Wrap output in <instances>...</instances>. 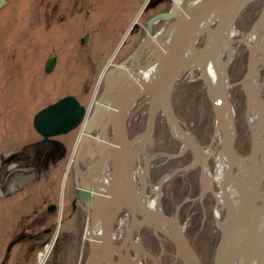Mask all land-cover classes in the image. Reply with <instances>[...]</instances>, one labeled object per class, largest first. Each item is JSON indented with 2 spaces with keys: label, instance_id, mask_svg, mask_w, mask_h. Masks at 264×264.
Masks as SVG:
<instances>
[{
  "label": "rangeland",
  "instance_id": "rangeland-1",
  "mask_svg": "<svg viewBox=\"0 0 264 264\" xmlns=\"http://www.w3.org/2000/svg\"><path fill=\"white\" fill-rule=\"evenodd\" d=\"M145 1L91 0L88 11L75 10L62 22H58V16L53 11V0H50V6L45 10L41 0L5 1L0 9V156L37 137L32 128V118L42 107L66 95H72L85 105L100 96L107 79L105 73L99 79L100 74L108 57H111L113 48L119 45L132 23L136 21L131 30L134 33L126 36L124 44L112 57L106 71L134 51L140 42V34L143 37L146 35L142 27L146 26L152 14L167 11L170 7V0H167L166 3L138 15ZM261 5V0H256L246 10L242 23L238 26V36L248 30ZM155 30L152 27L151 32ZM203 40L204 35L200 37L198 47ZM231 44L236 48V53L229 57L230 62L225 69L229 83L225 89V99L235 113L232 118L234 127L231 125L235 133L234 149L247 163L245 156L249 152L250 137L245 117L246 96L240 85L246 67L247 48L246 42L239 43L237 39L231 40ZM131 46L134 47L131 49ZM128 50H131L130 54ZM50 55L55 58L54 67L51 72L45 73L44 64ZM223 60L226 61L227 57ZM143 68L146 66H140L141 70ZM259 77L258 91L264 95V69L259 72ZM146 106V100L141 99L133 108L131 134L143 130L147 119ZM169 107L180 122L183 132L190 135L198 146H209L217 127V119L197 67L179 79ZM136 113L137 120L134 118ZM180 147L181 143L172 135V126L159 114L147 153L151 156H163L151 160L152 168L147 178L148 195L159 179L191 160L189 150L183 159L164 156ZM85 161L86 156L80 166L84 170L88 166ZM207 166L213 172L214 160L209 159ZM58 172L51 173L57 180L50 187L49 200H57L59 207L44 226L46 229L50 227L44 237V244L40 242L33 250H29L24 240H21L8 254L5 252L10 239L20 228L16 229L15 225L19 210L15 207L10 209L3 198H0V264H37L39 252L55 235L57 241L53 243L45 264H86L87 243L84 237L89 220L87 215L81 216L77 212L68 222L72 210L66 201L72 197L71 189L75 183L70 184V178L67 177V181L64 179L62 184L63 175ZM84 173L85 171L82 174ZM200 179L198 166L171 176L161 187L160 207L166 214L175 216L184 227L199 263L213 264L214 249L220 234L214 219L215 192L218 190L214 186L213 192L207 191L201 199H195L201 192ZM39 183L36 180L24 185V216H31V202L37 201V198L33 196V199H28V194ZM225 215L226 211L223 210L221 219ZM57 224L60 227L58 231ZM140 243L152 256V259L142 256V264H183L170 242L162 236L154 237L146 228L140 230Z\"/></svg>",
  "mask_w": 264,
  "mask_h": 264
},
{
  "label": "water",
  "instance_id": "water-1",
  "mask_svg": "<svg viewBox=\"0 0 264 264\" xmlns=\"http://www.w3.org/2000/svg\"><path fill=\"white\" fill-rule=\"evenodd\" d=\"M251 2L252 0H196L187 14L179 16L163 32V35L170 33V37L166 45L158 50L156 76L152 80L143 82L140 74L136 73V76L140 79L138 81L135 77L130 76L127 71H123L111 83L105 85L106 89L120 80L127 81L116 95V109L113 112L110 125L113 142L109 141L103 134L96 143L101 166L106 168L109 165L107 190H102L100 187L102 182L99 178V172L96 179H81L82 186L77 188L76 199L83 200L92 209L91 221L88 227L86 264H142V256L152 258L139 242L140 227L148 228L155 236L161 235L169 241L174 246L176 254L183 264H199L198 256L184 232V227L177 218L165 214L159 207L153 209L143 205V200L146 201L145 188L141 187L137 190L138 185L132 175L130 161L143 151L153 136L159 113L180 133L184 134L175 116L166 111V105H169L176 81L184 71L197 62L198 54L207 47L208 43L214 46L218 38L223 42L227 41L224 36L225 31L229 32L238 16ZM4 5L5 0H0V9ZM158 17L169 19L172 17V13H160L156 16V18ZM212 18L216 20L214 27L206 33L202 46L196 49L193 42L194 35L198 33L203 23ZM263 21L264 0L260 13L244 36V38L253 36V43L247 50L246 68L240 80V85L246 96L245 117L250 136V148L246 156L249 164L250 192L241 211L225 228L221 229L213 254V264H221L222 254L234 235L246 223L255 221L257 212L264 206V201H262L264 196V172H257L258 155L264 150V142L262 144L259 142L260 127L263 126L264 122V105L259 100L260 98L258 99L251 83V77L256 66L264 61V51L258 62L254 60L255 48L260 39L257 25ZM200 34L198 33L197 36L199 37ZM228 46L230 48L229 44ZM187 53L189 54L188 57H186ZM208 60H211V55H207L205 60L198 64L197 68L207 86L208 96L216 115L209 91L210 80L205 70ZM54 63V56H50L44 64V72H51ZM118 69V66H114L111 71ZM223 95L226 98L225 90H223ZM142 97L148 99L146 127L142 132L131 136L127 118L132 106ZM108 103L109 98L106 97L94 102L92 107L86 108L75 97L67 95L45 106L37 111L32 119L34 131L42 137L37 145L43 146L46 143L50 145L53 142L51 140L53 137L65 135L78 128L80 132L76 141L75 157L80 159L86 147L93 148L92 144L88 143L90 132L101 121ZM254 103L258 104L260 112L258 113V120L251 128L248 115ZM231 125L234 127L232 120ZM231 149L236 153L232 141ZM187 150L188 146L182 143L180 151L169 156L179 157ZM193 157L188 165L175 170L173 173L192 167L196 156ZM199 167L202 173L203 166L200 162ZM47 170V167L44 168V172ZM169 177L170 175L158 182L159 192L162 184ZM206 192L207 187L202 185L201 194L198 198H201ZM119 213V220L126 213L128 225L121 240L115 242L113 230ZM93 226L99 227V236L93 234ZM255 239L264 241V229L253 238V240ZM256 264H264V255Z\"/></svg>",
  "mask_w": 264,
  "mask_h": 264
},
{
  "label": "bare ground",
  "instance_id": "bare-ground-1",
  "mask_svg": "<svg viewBox=\"0 0 264 264\" xmlns=\"http://www.w3.org/2000/svg\"><path fill=\"white\" fill-rule=\"evenodd\" d=\"M182 0H176L174 2V8H178V10L182 7ZM146 12V9H141L139 14ZM138 14V15H139ZM261 29V25L257 26V30ZM208 26L206 24L201 25L199 28L198 33L207 32ZM196 33L193 37V42L195 43L197 40ZM125 36V35H124ZM124 36L122 38H124ZM228 37V36H227ZM235 38V35L232 34L227 38V41L220 42V39H217V42L214 46L208 43L207 47L198 54L197 63L203 62L207 55H211V60H208L206 63L205 70L210 78V95L212 101L215 106L216 117L218 118L217 127L215 132L211 138V143L209 146L200 147L196 143L194 139H192L187 134L180 133L175 127H172V135L173 137L178 140L181 144L184 143L188 146V148L194 153L196 156L194 166L199 165V162L203 166L202 178H201V185L207 187V191H214V186L217 187V192H215V199H216V207L214 209V219L216 225L221 231V229L225 228L233 218L241 211L243 206L245 205V200L247 196H249L250 192V174L248 169V161L245 163L243 158L239 156L237 153L233 152L231 149V141L233 142L234 139V130L231 127V120L235 115L233 107L228 103L223 95V90H225L229 83L227 81V76L225 69L228 65V60H223L224 57L227 55H231L234 53V49L228 48V44L231 40ZM118 47V45H117ZM115 46L113 48V53L111 57H108V62L103 68L102 73L100 74V78L103 77L106 68L110 65L112 61L113 55L117 50ZM103 74V75H102ZM140 76L143 78L144 81L152 80L156 73L154 71V66L150 67L148 70H139ZM100 81V80H99ZM254 85L256 86V82ZM253 84V83H252ZM98 85V84H97ZM97 87V86H96ZM257 87V86H256ZM255 87V88H256ZM256 92V91H255ZM258 99L264 105V97L260 95V93L256 92ZM256 104V103H255ZM257 108L255 112H250L248 117V122L251 125V128L255 125L256 121L259 117L260 108L255 105ZM167 113H171V108L169 105H166ZM129 113L127 122L128 128L130 130V123L132 121V116ZM158 119V117H157ZM156 119V121H157ZM70 133L66 134L69 135ZM262 136L263 138H259L260 144L264 142V122L263 126L260 127L259 137ZM93 148H88L85 152L82 153L81 159L77 162L75 166V171L73 172V179L74 181H78L79 176L86 170H88L94 163L95 158L98 159V150L96 149V145L92 144ZM64 148V146H63ZM61 151L62 149H58L56 154L54 155L53 159H50L47 163L43 164L40 169H32L28 168L24 170V174L17 173L16 175L12 176L11 179L7 180L5 183V190H13L22 187L24 184L23 182H27L34 178L35 174L40 175L44 172V168L47 167V172H56L57 168L55 166L61 162ZM71 152L68 153L67 159L64 163L65 168L63 170V177H61L62 184L64 181H67V177L71 178L68 174V167L70 165L71 159ZM87 158L88 166L86 170L83 167H80L82 164L83 157ZM144 162H150L154 157L148 154H144ZM209 159H213L215 162L214 171L211 172L207 166V162ZM99 160V159H98ZM76 160H74L75 162ZM54 164V165H53ZM247 164V165H246ZM139 166L140 172H137L138 181H142L141 186L147 189V182L145 180V176L143 177V173L141 171V167ZM257 172H264V150L259 153L257 159ZM100 178V177H99ZM65 179V180H64ZM147 179V178H146ZM53 176L48 177V182L41 183V186L47 185L49 188L56 180ZM43 184V185H42ZM71 184V179H70ZM264 185V184H263ZM82 186V184H78V187ZM159 190L157 185H153L151 188V196L150 198L143 200L151 207H157L159 202ZM39 195V194H38ZM40 199V197H39ZM69 202H71V198H68ZM83 205L86 208L87 216H88V227L91 221V207L86 205V203L81 200ZM264 201V196L262 198ZM226 211V215L224 219H221V212ZM61 213V212H60ZM121 213V212H120ZM120 213L117 215V221L120 217ZM255 221L252 223H246L242 229H240L232 238V241L228 244L226 249L224 250L222 257H221V264H256L257 261L264 255V241H257V239L253 240L261 230L264 229V206L259 209L256 214ZM87 227V228H88ZM57 231L60 228L59 224H57ZM95 232V233H94ZM93 233L95 235H99V229L97 226H93ZM114 233V230H113ZM115 234V233H114ZM186 234V233H185ZM253 240V241H252ZM57 241V235L53 238V240L44 246V248L38 254L37 264H45L46 259L52 249L53 243ZM119 242V241H115ZM140 242V237H139ZM173 246V245H172ZM192 246V245H191ZM174 248V246H173ZM196 253V252H195ZM199 260V259H198ZM200 264V263H199Z\"/></svg>",
  "mask_w": 264,
  "mask_h": 264
},
{
  "label": "flooded vegetation",
  "instance_id": "flooded-vegetation-1",
  "mask_svg": "<svg viewBox=\"0 0 264 264\" xmlns=\"http://www.w3.org/2000/svg\"><path fill=\"white\" fill-rule=\"evenodd\" d=\"M90 1L91 0H53V3H54L53 11H55L56 15L58 16V22H62L66 18V16H68V14H72V12L75 10L88 11V8L90 7L89 6ZM163 3H166V1L165 0H151L149 4L151 6L150 9H154ZM41 5L44 7V10L48 9V7L50 6V0H41ZM150 9H147V10H150ZM132 33L134 32L131 31L130 34ZM140 41H141V34H140ZM133 47L134 46H131L130 48L132 49ZM130 51L128 54H130ZM112 95H114V92H112ZM137 114L138 113H136L134 117L136 120L138 119ZM77 136H78V132L76 131L75 134L63 136L62 138H60V140L54 138L53 142L50 145L46 143L43 146L39 144L37 145V143L41 139L40 137H37L30 143H27L18 148H13L8 153L1 154L0 156V198H3L4 202L9 205L8 207H10V209H14L15 207L19 210L18 211L19 216H17L15 225H16V229L17 227H20V228L19 230H17V232H15V234L12 236V238L9 241V244L7 245V248L5 250L7 254L11 251L12 247L18 244L21 240H24V243L29 250L35 249L36 246L40 242L44 244V241H43L44 237L46 233L48 232V229L50 228L48 226V228L46 229L44 226L47 224V221H49L51 216L53 217V214L57 211L59 207V203L57 200L56 201L49 200L50 188L48 186L45 187L43 185L44 183L48 182V177L51 176L50 171L44 176L39 177V180H42L43 182L42 184L43 186L39 185L35 187L28 194V199L30 198L33 199V196L37 198L36 199L37 201L31 202L32 203L31 204L32 211L30 214L31 216H24V184L22 185V187L16 190L13 189V190L6 191L5 190L6 181L11 179V177L16 175L17 173L23 175L24 170L28 168L40 169L43 166V164L50 161V159H53L54 155L56 154L59 148L63 150L61 151L62 159H61V162L56 165V168H57L56 170H58L59 171L58 173L61 174L65 168L64 162L67 159L68 153L70 152V150L72 151V149L74 148L76 144ZM54 140L59 141L62 145L59 143L57 144V142ZM148 144L146 146H148ZM182 157L181 159H183ZM141 158L142 157L140 156V159ZM74 160L76 159L73 156V161L71 162L68 168V174L70 173L69 174L70 177L72 176V173L74 171V163H75ZM70 179L72 182V177ZM19 195L21 196L18 197ZM71 196H72L71 202H69V200L66 201V203L70 206V209L72 210L69 216L68 222L71 220V218H73V216L77 212L81 216L84 214L87 215L86 208L84 206L82 207L79 206V202L75 200L76 190H75L74 185H73ZM41 210H43V212H40Z\"/></svg>",
  "mask_w": 264,
  "mask_h": 264
}]
</instances>
